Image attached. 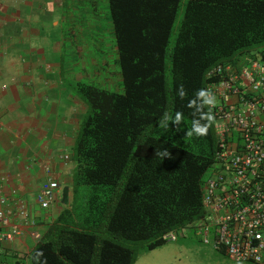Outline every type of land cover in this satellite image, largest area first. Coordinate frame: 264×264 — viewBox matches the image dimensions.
Masks as SVG:
<instances>
[{"label":"trees","instance_id":"1","mask_svg":"<svg viewBox=\"0 0 264 264\" xmlns=\"http://www.w3.org/2000/svg\"><path fill=\"white\" fill-rule=\"evenodd\" d=\"M107 11L120 80L106 87L94 76L63 79L86 107L68 150L72 200L28 264H134L167 232L192 227L205 213L201 186L216 139L212 119L202 121L206 136L186 135V105L216 80L217 64L264 60V0H107ZM177 111L182 125L165 124L163 114ZM163 150L170 155L161 158Z\"/></svg>","mask_w":264,"mask_h":264},{"label":"crops","instance_id":"2","mask_svg":"<svg viewBox=\"0 0 264 264\" xmlns=\"http://www.w3.org/2000/svg\"><path fill=\"white\" fill-rule=\"evenodd\" d=\"M93 5L94 0H0V183L12 212L24 206L38 220L34 227L25 226L12 214L10 225L0 227V232L22 229L20 237L4 245L3 263L15 264L20 257L25 262L33 246L50 235L61 210L70 206L72 171L62 169L58 155L73 145L78 126L70 128L67 112L82 102L63 79L88 80L101 61L93 43ZM45 162L52 165V177L70 176L48 210L35 201L46 178ZM31 230L38 231L39 240Z\"/></svg>","mask_w":264,"mask_h":264},{"label":"built area","instance_id":"3","mask_svg":"<svg viewBox=\"0 0 264 264\" xmlns=\"http://www.w3.org/2000/svg\"><path fill=\"white\" fill-rule=\"evenodd\" d=\"M216 80L205 89L216 96L210 108L216 139L211 172L201 186L204 216L191 225L201 234L202 242L222 247L235 263L264 264V60L234 65L217 64L210 71ZM59 161H72L71 154L61 152ZM46 174L35 201L40 209L54 204L61 183L52 177V165H43ZM0 183V227L10 225L16 214L25 226L34 227L38 220L31 211L19 206L15 213ZM22 235L21 227L0 232V255L4 245ZM30 235L40 239L36 230ZM167 241L177 240V232L164 234ZM27 264V260L25 261Z\"/></svg>","mask_w":264,"mask_h":264},{"label":"rangeland","instance_id":"4","mask_svg":"<svg viewBox=\"0 0 264 264\" xmlns=\"http://www.w3.org/2000/svg\"><path fill=\"white\" fill-rule=\"evenodd\" d=\"M85 7L90 5L83 1ZM95 8L93 9L96 13L97 30L94 32L96 40L95 44L97 51L100 53L101 61L98 62L100 67L107 66V69H102V71H96L92 73L94 80L96 82L104 84L106 87L115 86L118 83L119 73L117 72V67L112 63L115 56L114 45L111 42L110 36V23L107 21L108 11H107V0H94ZM83 7V8H84ZM92 14V13H91ZM85 15V14H84ZM94 15V14H92ZM93 25V29H95ZM83 26V25H81ZM93 34V33H92ZM66 48L67 45L65 46ZM93 47V45H91ZM96 51V50H95ZM95 52L94 54H98ZM49 58L48 60H50ZM67 59V58H66ZM48 69H52V66H48ZM8 82H11L7 78ZM66 104V102H65ZM74 105V107H73ZM72 109L68 110L70 128L72 127L76 130V126L79 124V119L82 115V109L86 108L83 103L73 104ZM72 114V115H71ZM70 163L62 166L65 171L73 170ZM71 168V169H70ZM63 179L60 180L61 188L64 187L70 180V176L66 174L62 175ZM71 185V184H69ZM60 188V189H61ZM71 189V188H70ZM134 264H252V263H235L231 261L228 257L221 255L220 252L215 250L212 244H205L202 242L201 234L197 232L194 227H187L182 232H178L177 240L166 241L163 245L142 252L138 255Z\"/></svg>","mask_w":264,"mask_h":264},{"label":"clouds","instance_id":"5","mask_svg":"<svg viewBox=\"0 0 264 264\" xmlns=\"http://www.w3.org/2000/svg\"><path fill=\"white\" fill-rule=\"evenodd\" d=\"M176 94L180 99H183L186 96V91L183 84H180L176 89ZM216 105V96L209 89H197L194 97H192L188 103L187 107L193 109L192 112V124L191 129L186 130V135H196V136H206L208 133V123L202 121H210L212 119L211 115H207L204 112L205 107L212 108ZM163 121L165 124L169 126V122L171 121L179 128L183 122V113L177 111L175 117L169 119L168 113L163 114ZM215 135V134H214ZM161 158L165 156H169L170 153L167 150H163L159 153ZM42 256V253H39Z\"/></svg>","mask_w":264,"mask_h":264}]
</instances>
